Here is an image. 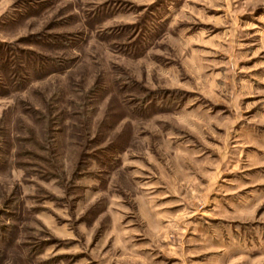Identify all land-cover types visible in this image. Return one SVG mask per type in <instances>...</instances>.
Instances as JSON below:
<instances>
[{
	"label": "rangeland",
	"instance_id": "374dc122",
	"mask_svg": "<svg viewBox=\"0 0 264 264\" xmlns=\"http://www.w3.org/2000/svg\"><path fill=\"white\" fill-rule=\"evenodd\" d=\"M0 264H264V0H0Z\"/></svg>",
	"mask_w": 264,
	"mask_h": 264
},
{
	"label": "crops",
	"instance_id": "0c3cea01",
	"mask_svg": "<svg viewBox=\"0 0 264 264\" xmlns=\"http://www.w3.org/2000/svg\"><path fill=\"white\" fill-rule=\"evenodd\" d=\"M212 231H213V234L215 235V234H218V236H217V238H216V246H218V247H220V248H222L223 249V243L221 242V236H222V232H221V229L220 228H213L212 229ZM203 234H206V233H204L203 232ZM204 239H206V241L208 242V244H212V243H215V242H212L213 240H212V238H204ZM222 246V247H221ZM223 251V250H222Z\"/></svg>",
	"mask_w": 264,
	"mask_h": 264
},
{
	"label": "trees",
	"instance_id": "16d2710c",
	"mask_svg": "<svg viewBox=\"0 0 264 264\" xmlns=\"http://www.w3.org/2000/svg\"><path fill=\"white\" fill-rule=\"evenodd\" d=\"M4 59H7V58H4Z\"/></svg>",
	"mask_w": 264,
	"mask_h": 264
}]
</instances>
